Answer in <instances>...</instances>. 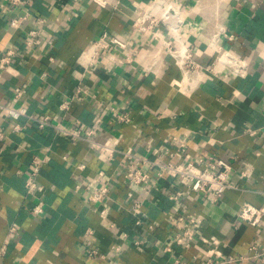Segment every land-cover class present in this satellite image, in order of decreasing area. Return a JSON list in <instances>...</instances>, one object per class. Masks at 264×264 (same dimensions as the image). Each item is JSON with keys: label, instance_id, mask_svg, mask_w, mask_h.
<instances>
[{"label": "crops", "instance_id": "0c3cea01", "mask_svg": "<svg viewBox=\"0 0 264 264\" xmlns=\"http://www.w3.org/2000/svg\"><path fill=\"white\" fill-rule=\"evenodd\" d=\"M151 1L32 0L27 7L0 6V51H16L0 66V103L47 112L67 127H93V138L120 149L133 147L149 160L221 156L231 163L232 186L211 201L177 176L164 172L158 177L157 166L148 162L152 186L143 192L122 180L126 163L120 152L103 160L87 140L72 142L52 126L40 129L26 115L19 117L22 129L12 131L0 109L7 133L0 138V246L5 245L0 264H178L176 258L184 261L180 264H201L208 257L220 261L228 254L246 255L252 241L264 244V215L256 224L238 216L243 202L263 201L264 0H175L183 8L180 33L195 49L198 65L185 73L167 49L171 33L164 25L157 35L132 26L136 9ZM16 15L20 27L9 24ZM38 15L45 24L31 49L26 33L37 27ZM103 30L127 41L132 61L117 47L89 56L90 43ZM219 47L245 58L247 73L235 75L214 63ZM78 85L86 89L82 98L74 95ZM18 89L22 92L16 96ZM67 97L72 101L62 116L58 105ZM123 110L130 121L117 119ZM35 155L43 162L33 195L26 192L25 181ZM246 165L252 171L243 177L240 170ZM100 168L109 179V197L88 202V183ZM175 189L184 194L172 200L168 194ZM134 199L143 200L141 210L152 229L133 224ZM182 204L203 218L189 247L173 241L177 227L167 219L168 211L185 210ZM212 239L219 243L211 251ZM225 264L264 263L246 257Z\"/></svg>", "mask_w": 264, "mask_h": 264}, {"label": "built area", "instance_id": "2783aa9c", "mask_svg": "<svg viewBox=\"0 0 264 264\" xmlns=\"http://www.w3.org/2000/svg\"><path fill=\"white\" fill-rule=\"evenodd\" d=\"M32 0H0V6L4 8H12L18 5L28 6ZM99 5H105L106 0H94ZM183 8L175 0H152L142 9H136V15L132 21V26L141 31H150L154 35L159 34V25L165 26L166 30L171 33V38L165 40L169 53L174 58L175 62L184 70V73L189 69H195L198 65L194 59L195 49L187 43L186 39L181 35L180 28L184 23ZM21 16H11L9 24L12 27H20ZM37 27H31L27 30L25 38V45L28 48L33 49L38 43V37L42 31V27L45 24V17L37 16ZM228 37H232V34H228ZM127 41L120 35L110 33L107 30H103L93 41L90 43L87 52L92 58L96 56L101 49H110L111 47L119 48L123 53V58L126 61H132L133 56L129 55L127 50ZM16 51L14 48H6L0 51V66H5L9 63ZM35 55V52H31ZM214 63H220L224 67L228 68L235 75H245L248 71V62L245 58L233 53L229 49L219 47L217 54L214 58ZM214 66V64H213ZM213 66H208L213 68ZM145 72V71H144ZM86 89L81 88L78 85L74 91V95L78 98L83 97ZM22 89H18L15 93L16 96L20 95ZM72 97L63 98L59 103V108L62 110L60 113L65 116L69 110ZM0 109L4 111V115L8 117L12 131H18L22 129L23 124L19 121V117L26 115L30 120L34 121L40 129H45L48 126H52L59 133L67 135L72 142L79 139H85L89 142V146L99 151L103 160L113 159L115 152H120L125 158L126 163L125 171L122 175L124 182L133 184L139 188L140 191L146 192L152 186L150 180V174L145 168V164L152 162L157 166L156 175L159 177L164 172L170 175L177 176L180 180L185 181L186 188L192 191L202 193L207 196L211 201L218 200L223 192L232 183L229 179L231 171V163L227 159L209 155L207 158L198 157L195 161H158L149 160L142 154L136 153L133 147H127L120 149L116 144L109 141H100L93 138V127L81 129V127L64 126L60 121L54 122L52 117L47 112L29 113L27 108L22 104L14 103H0ZM117 119L121 122H128L131 120V116L127 110H123L117 114ZM100 119L96 118V122ZM6 129L0 124V138L6 136ZM181 149L185 148L184 140L178 143ZM43 158L35 155L31 162L30 172L25 181V189L28 194L35 195L38 187L37 175L42 165ZM83 165V164H82ZM81 165V166H82ZM252 168L246 165L245 168L240 170L243 177L250 174ZM88 193L85 196L88 202H101L109 197V179L106 177L102 168L98 169L97 175L92 177L88 183ZM263 197V201L260 205H254L250 202H243L238 210V216L249 223L256 224L260 222L264 215V185L259 189ZM184 194L183 189H175L169 192L168 196L172 200L179 199ZM143 200L134 199L130 206V212L133 217V224L138 227L152 229L153 223L147 221L141 210ZM42 201L39 200L34 206L33 211L37 212L41 207ZM185 208L182 212H174L170 210L167 212V219L170 224L177 227L176 232L172 235L173 241L184 247H189L194 244L195 237L199 232V228L202 224L203 218L201 215L193 214L186 210V204H182ZM105 209H102L103 212ZM101 216H104V214ZM113 225V223H111ZM91 230L88 231L90 233ZM134 242L137 244L140 242L139 238H136ZM211 243L213 247L211 251L217 246L219 241L212 239ZM165 250H171L169 245L164 247ZM5 251V245L0 246V254ZM96 252L95 249L91 250ZM246 257H253L264 263V244L252 241L249 243V253L240 254L238 256L228 254L220 261H215L213 258H206L201 264H225V262H235L239 259ZM176 263H184L183 260L176 258ZM193 264H195L193 262Z\"/></svg>", "mask_w": 264, "mask_h": 264}]
</instances>
